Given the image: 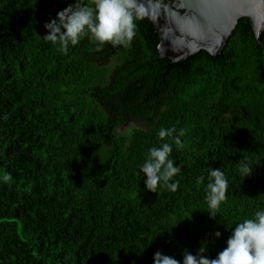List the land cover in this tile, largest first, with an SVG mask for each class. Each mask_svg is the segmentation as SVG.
Listing matches in <instances>:
<instances>
[{
  "label": "trees",
  "instance_id": "1",
  "mask_svg": "<svg viewBox=\"0 0 264 264\" xmlns=\"http://www.w3.org/2000/svg\"><path fill=\"white\" fill-rule=\"evenodd\" d=\"M70 3L0 0V264L182 261L201 242L215 258L264 209V50L250 23L221 55L182 63L160 57L144 15L127 46L86 37L65 55L44 25ZM162 128L185 133L172 145L181 172L176 191L151 193L137 170L171 143ZM241 161L254 166L245 180ZM216 168L229 189L212 220L196 181Z\"/></svg>",
  "mask_w": 264,
  "mask_h": 264
},
{
  "label": "clouds",
  "instance_id": "2",
  "mask_svg": "<svg viewBox=\"0 0 264 264\" xmlns=\"http://www.w3.org/2000/svg\"><path fill=\"white\" fill-rule=\"evenodd\" d=\"M143 15L144 8L139 0H92L91 5L83 3V0H71L66 8L44 25L47 34L43 39L65 55L70 46L78 45L86 37L99 45L110 43L113 46H127L135 35V21L142 19ZM175 131L159 130L160 139L168 138L171 143L164 142L159 147L150 148L145 162L137 170L138 176L146 178L144 186L148 192L156 193L158 187L174 192L178 187V181L173 178L181 172V167L172 158V145L181 148L180 137L185 133L180 130L174 135ZM253 167L241 161L238 171L244 180L252 174ZM3 178L10 181L12 176L5 173ZM196 183L204 185L206 212L210 219L215 220L221 205L228 199V178L216 168L211 169L206 178L198 177ZM213 235L219 239L221 233L217 231ZM206 251L207 244L201 242L196 254L185 251L182 261L157 251L153 255V264H264V209L257 210L253 218L237 223L231 229L226 247L215 258H208Z\"/></svg>",
  "mask_w": 264,
  "mask_h": 264
},
{
  "label": "water",
  "instance_id": "3",
  "mask_svg": "<svg viewBox=\"0 0 264 264\" xmlns=\"http://www.w3.org/2000/svg\"><path fill=\"white\" fill-rule=\"evenodd\" d=\"M159 36L162 59L182 63L205 51L222 54L238 22L247 19L255 39L264 33V0H139Z\"/></svg>",
  "mask_w": 264,
  "mask_h": 264
}]
</instances>
